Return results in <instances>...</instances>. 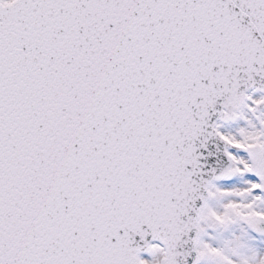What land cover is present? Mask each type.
I'll list each match as a JSON object with an SVG mask.
<instances>
[{
    "label": "snow or ice",
    "instance_id": "snow-or-ice-1",
    "mask_svg": "<svg viewBox=\"0 0 264 264\" xmlns=\"http://www.w3.org/2000/svg\"><path fill=\"white\" fill-rule=\"evenodd\" d=\"M0 264H264V0H0Z\"/></svg>",
    "mask_w": 264,
    "mask_h": 264
}]
</instances>
